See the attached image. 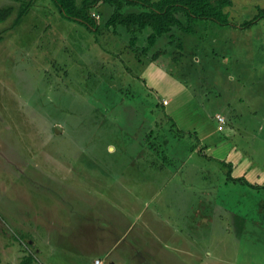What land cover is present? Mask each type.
Masks as SVG:
<instances>
[{
  "label": "rangeland",
  "instance_id": "1",
  "mask_svg": "<svg viewBox=\"0 0 264 264\" xmlns=\"http://www.w3.org/2000/svg\"><path fill=\"white\" fill-rule=\"evenodd\" d=\"M96 4L102 27L108 8ZM7 6L3 264L26 254L31 264H264V18L240 28L264 0H232L236 27L197 25L201 53L173 73L161 56L148 87L145 64L114 49L119 34L90 30L53 0H0ZM138 137L148 156H135Z\"/></svg>",
  "mask_w": 264,
  "mask_h": 264
},
{
  "label": "trees",
  "instance_id": "2",
  "mask_svg": "<svg viewBox=\"0 0 264 264\" xmlns=\"http://www.w3.org/2000/svg\"><path fill=\"white\" fill-rule=\"evenodd\" d=\"M53 1L63 16L85 24L90 30L102 33L104 27L115 35L119 34L117 40L109 41L112 45L116 44L114 49H117L118 53L123 50L132 52L136 58L135 62L143 64L145 59L148 60L147 62H153L166 55V64L171 67V70L168 69L171 73L173 69L185 63L186 58L191 60L198 52L201 53L199 45L203 40H199L195 35L197 25L212 21L218 25L236 27L231 23L229 12L226 11L232 6V0H82L80 3L76 0ZM98 1H101L109 12L111 11L109 16V12L106 16L102 15V18L104 16L102 27L92 17L91 12ZM11 12H13L12 6L0 8V22ZM261 18H264V8L258 7L257 14L250 20H245L240 28H249ZM146 30L149 31L148 34L141 39L140 36ZM125 35H128L127 39L124 38ZM165 35L169 37H166L162 47L158 40ZM126 40L130 49L124 44ZM118 53L116 54L119 57ZM117 56L115 55V58ZM228 178L246 181L243 177L235 179L228 175ZM248 185L252 188L262 187L251 183ZM33 259V255L26 254L20 264H31ZM0 264H3L1 257Z\"/></svg>",
  "mask_w": 264,
  "mask_h": 264
},
{
  "label": "crops",
  "instance_id": "3",
  "mask_svg": "<svg viewBox=\"0 0 264 264\" xmlns=\"http://www.w3.org/2000/svg\"><path fill=\"white\" fill-rule=\"evenodd\" d=\"M109 10V9H108ZM109 12V11H108ZM111 12V11H110ZM110 12L108 13V16H109V14H110ZM161 61V59L159 58L158 60H155V61H153V62H146V63H144L145 64V66H142L143 68L141 69L142 70V74L146 77L145 79H140V78H138V80L141 82V83H143V84H146V86H147V78L149 77V76H151L152 74H157L155 71L156 70H158V69H163V64H162V62H160ZM151 64H153V65H151ZM151 66V67H150ZM165 68V67H164ZM166 71V70H165ZM159 73H161V74H163L162 72H159ZM143 75H141V76H143ZM164 75V74H163ZM165 75H166V73H165ZM149 83H151L150 81H149ZM148 87V86H147ZM153 89V88H152ZM162 90H164V91H166V89H164L163 87L161 88ZM168 115V114H167ZM169 118V117H168ZM169 120H171V119H169ZM172 121V120H171ZM143 127V126H142ZM142 127L140 128V134H141V130H142ZM181 133V132H180ZM183 134V133H182ZM138 139H141V141H139ZM146 139V138H145ZM137 143L139 144V145H141V151L138 153V154H135V156L136 157H143V155L144 156H148V155H146L147 154V152H150V146H148V142H144V139H142V138H140V137H138L137 138ZM110 146V145H109ZM110 151H113L114 150V148L113 149H109ZM230 152V151H229ZM205 155V154H204ZM147 162H149V161H146V162H144V165L146 164V165H148V166H151V164H149V163H147ZM166 168H165V164H163V167L161 168V170L163 171V170H165ZM247 174H249L250 176L252 175L251 173H250V169L248 168V169H244V176L245 175H247ZM250 176H248L249 178H250ZM243 177V176H242ZM245 178V177H244ZM253 183V182H252ZM254 185H262V184H256L255 182H254ZM87 212V211H86ZM86 212L85 211H83L82 213L83 214H81V216L83 217V215H85L86 214ZM1 257V256H0ZM95 264V263H94Z\"/></svg>",
  "mask_w": 264,
  "mask_h": 264
},
{
  "label": "built area",
  "instance_id": "4",
  "mask_svg": "<svg viewBox=\"0 0 264 264\" xmlns=\"http://www.w3.org/2000/svg\"><path fill=\"white\" fill-rule=\"evenodd\" d=\"M92 17H94L96 20H98L100 18V15L97 14V13H92ZM164 104H167L166 101L163 102ZM215 118L219 121V122H224L225 121V118L219 114H216L215 115ZM95 264H101V261L99 259H97L95 262Z\"/></svg>",
  "mask_w": 264,
  "mask_h": 264
}]
</instances>
